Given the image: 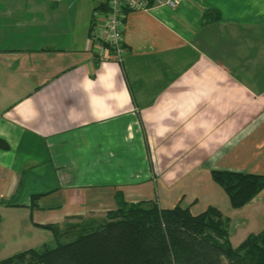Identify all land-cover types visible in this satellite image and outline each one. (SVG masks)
Returning <instances> with one entry per match:
<instances>
[{
	"label": "crops",
	"instance_id": "1",
	"mask_svg": "<svg viewBox=\"0 0 264 264\" xmlns=\"http://www.w3.org/2000/svg\"><path fill=\"white\" fill-rule=\"evenodd\" d=\"M150 2L118 63L90 48L99 0H0V260L55 243L41 224L102 221L117 191L214 206L233 247L264 230V188L233 207L212 178L264 175V0Z\"/></svg>",
	"mask_w": 264,
	"mask_h": 264
},
{
	"label": "trees",
	"instance_id": "2",
	"mask_svg": "<svg viewBox=\"0 0 264 264\" xmlns=\"http://www.w3.org/2000/svg\"><path fill=\"white\" fill-rule=\"evenodd\" d=\"M0 148H8L2 138ZM212 178L233 207L264 188V175L213 169ZM115 201L102 221L70 225L65 234L55 224H41L53 233V245L18 251L0 264H264V230L233 247L229 219L214 206L192 214L179 202L169 207L152 200L128 202L120 191Z\"/></svg>",
	"mask_w": 264,
	"mask_h": 264
},
{
	"label": "built area",
	"instance_id": "3",
	"mask_svg": "<svg viewBox=\"0 0 264 264\" xmlns=\"http://www.w3.org/2000/svg\"><path fill=\"white\" fill-rule=\"evenodd\" d=\"M180 1L165 0L172 8ZM150 6V0H99L89 30L90 48L95 57L121 63L127 51L123 33L129 11L144 10Z\"/></svg>",
	"mask_w": 264,
	"mask_h": 264
},
{
	"label": "rangeland",
	"instance_id": "4",
	"mask_svg": "<svg viewBox=\"0 0 264 264\" xmlns=\"http://www.w3.org/2000/svg\"><path fill=\"white\" fill-rule=\"evenodd\" d=\"M50 243V245H53L54 244V242H49ZM16 251V250H15Z\"/></svg>",
	"mask_w": 264,
	"mask_h": 264
}]
</instances>
